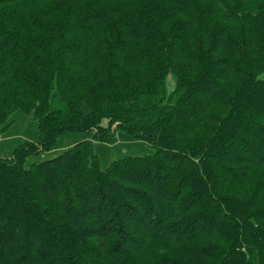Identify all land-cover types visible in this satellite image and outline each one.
I'll use <instances>...</instances> for the list:
<instances>
[{
	"label": "trees",
	"instance_id": "16d2710c",
	"mask_svg": "<svg viewBox=\"0 0 264 264\" xmlns=\"http://www.w3.org/2000/svg\"><path fill=\"white\" fill-rule=\"evenodd\" d=\"M18 110L0 264H264V0H0V134ZM120 130L156 150L103 169Z\"/></svg>",
	"mask_w": 264,
	"mask_h": 264
},
{
	"label": "rangeland",
	"instance_id": "374dc122",
	"mask_svg": "<svg viewBox=\"0 0 264 264\" xmlns=\"http://www.w3.org/2000/svg\"><path fill=\"white\" fill-rule=\"evenodd\" d=\"M173 87V83L168 84L169 90ZM10 120L12 121L10 127L0 134V156L2 157H12L14 148L25 140L36 141L39 139L38 121L26 112L18 110ZM91 135L89 132L63 133L59 137L56 149L31 155L26 161V166L30 167L35 162L54 158L69 146L84 139H91ZM94 149L98 155L99 164L103 169L115 159L127 155L145 156L154 153L156 150L148 142L134 138L132 135L121 130L118 131L113 142L95 141Z\"/></svg>",
	"mask_w": 264,
	"mask_h": 264
}]
</instances>
